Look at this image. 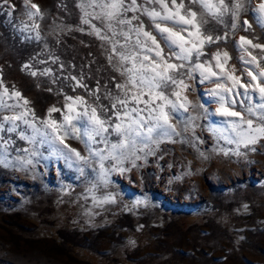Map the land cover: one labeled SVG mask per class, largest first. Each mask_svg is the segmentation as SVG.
Returning <instances> with one entry per match:
<instances>
[{
  "label": "rangeland",
  "instance_id": "374dc122",
  "mask_svg": "<svg viewBox=\"0 0 264 264\" xmlns=\"http://www.w3.org/2000/svg\"><path fill=\"white\" fill-rule=\"evenodd\" d=\"M260 2L243 0L234 32L230 16L223 23L205 16V27L221 35L228 32V38L206 46L207 56L201 59L218 48L227 50L232 57L228 69L235 66L240 75L245 67L236 47L240 37L264 43ZM31 3L44 13L40 40L21 30L32 23L24 0H0V91H19L30 102L26 107L44 118L52 107L63 109L65 96L93 100L83 88L74 91L64 76L82 70L84 82L93 88L98 80L113 87L111 77L121 79L108 65L104 42L80 23V0ZM191 7L201 11L198 4ZM244 20L252 25L248 31L243 30ZM251 51L261 55L260 49ZM52 55L59 60L53 63ZM26 64L38 73L51 68L54 75L32 76ZM198 80L188 81L184 93L192 107L183 115L199 114L195 124L185 130L183 122L177 123L179 135L161 137L150 149L136 152L140 159L130 154L119 165L104 161L110 169L106 183L99 161L89 157L81 139L67 138L66 143L86 162L74 155L67 160L59 144L44 145L40 155L30 156L34 145L16 133H0L9 141L6 146L0 142V264H264V136L247 147L228 143L226 137L235 133L214 114L217 105L208 95L214 85ZM253 102H260L257 94ZM12 114V109L0 107V116ZM52 117L59 119L61 113ZM118 168L124 171L111 170ZM109 193L113 200H93V195L102 199Z\"/></svg>",
  "mask_w": 264,
  "mask_h": 264
},
{
  "label": "snow or ice",
  "instance_id": "6c2138e0",
  "mask_svg": "<svg viewBox=\"0 0 264 264\" xmlns=\"http://www.w3.org/2000/svg\"><path fill=\"white\" fill-rule=\"evenodd\" d=\"M24 4L32 23L24 24L21 30L34 32V38L40 40L39 20L44 13L31 0H24ZM192 4H198L201 11L191 7ZM77 7L82 13L80 23L88 25L89 34L104 42L101 47L108 65L121 79L111 77L113 87L101 85L98 80L93 88L84 82L82 70L79 75L64 76L63 79L73 82L74 91L77 87L83 88L93 100L89 103L84 96H65L63 109L52 107L44 118L26 107L30 102L19 91L10 92L4 87L0 91V107L12 109L13 114L0 116V133H16L20 139L34 145L30 156L40 155L39 148L44 145L59 144L66 149L61 154L67 160L74 155L77 160L86 162L85 156L66 143L67 138L81 139L89 157L95 156L99 161L100 176L106 183L110 169H105L104 161L111 159L119 165L130 154L140 159L136 152L150 149L161 137L179 135L177 123L183 122L185 130L195 124L199 114H183L189 113L192 107L184 94L190 87L188 81L196 80L197 76L199 83L214 85L208 93L217 105L214 114L235 133L234 137H226L228 143L247 147L264 136V43L254 42L256 37H240L236 47L240 51L239 60L245 66L240 75L236 74L235 66L228 69L232 57L227 50L218 48L211 57L201 59L207 56L206 46L228 38V32L221 35L205 27L208 20L204 17L223 23L224 16H230V29L234 32L244 7L243 0H80ZM257 11L264 18V0L258 4ZM143 17H147L148 22ZM94 20L99 23H93ZM243 26L244 31L252 28L248 20L243 21ZM77 30L85 31L84 28ZM251 49H260L261 55L257 56ZM50 59L55 63L59 57L52 55ZM24 67L32 76L54 75L51 68L38 73L32 70V65ZM59 68L64 71L65 65L60 63ZM253 94L258 95L259 103L253 102ZM8 100L13 103L8 104ZM197 107L203 109L204 105ZM17 108L20 110L15 111ZM55 112L61 113V118H53ZM112 136L117 139L110 140ZM0 142L5 146L9 144L3 136ZM26 163L33 161L27 159ZM111 170L124 171L123 168ZM113 199L110 193L102 199L93 195L96 203Z\"/></svg>",
  "mask_w": 264,
  "mask_h": 264
}]
</instances>
